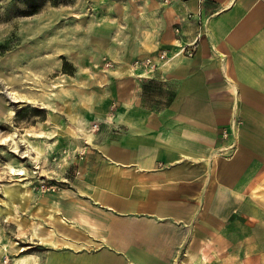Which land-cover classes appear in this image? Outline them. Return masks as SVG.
I'll return each instance as SVG.
<instances>
[{
	"label": "crops",
	"instance_id": "obj_1",
	"mask_svg": "<svg viewBox=\"0 0 264 264\" xmlns=\"http://www.w3.org/2000/svg\"><path fill=\"white\" fill-rule=\"evenodd\" d=\"M157 4L135 54L156 61L188 43L185 18L200 12L194 57L138 69L140 79L109 75L100 133L75 175L44 193L51 228L38 236L53 235L27 263L264 264V0ZM156 85L167 102H146Z\"/></svg>",
	"mask_w": 264,
	"mask_h": 264
},
{
	"label": "rangeland",
	"instance_id": "obj_2",
	"mask_svg": "<svg viewBox=\"0 0 264 264\" xmlns=\"http://www.w3.org/2000/svg\"><path fill=\"white\" fill-rule=\"evenodd\" d=\"M158 9L157 0H0V211L3 187L21 190L11 216L0 212V264L21 258L33 264L26 259L38 252L34 234L51 228L41 216L48 209L42 197L75 175L80 153L100 133L109 75H143L137 39ZM8 92L38 103H13ZM145 92L150 104L169 98L159 85ZM8 108L13 115L6 121ZM13 133L15 148L5 141ZM27 133L42 156L21 141ZM242 261L248 264L247 254Z\"/></svg>",
	"mask_w": 264,
	"mask_h": 264
},
{
	"label": "built area",
	"instance_id": "obj_3",
	"mask_svg": "<svg viewBox=\"0 0 264 264\" xmlns=\"http://www.w3.org/2000/svg\"><path fill=\"white\" fill-rule=\"evenodd\" d=\"M201 3L202 0H199ZM187 21H194L195 24V33L193 38L185 44H177L174 50H165L162 49L158 51L157 55L155 56L156 61H154L152 58H146L143 60H140V62H136L137 66L139 68L145 69L147 72H153L157 69L158 63H166L171 60L179 59V58H186L191 59L194 57L196 50L198 48V45L202 39L205 26H206V19L201 16V13L198 12L196 15L187 14L186 18ZM173 33L176 37V39L179 40L181 37V30L180 27L176 26L173 29ZM177 40V41H178ZM93 130H98L99 126L98 124L92 125ZM222 139H226L228 137V133L226 131H223L221 134ZM226 150H233V146L228 147L227 149H224V151L220 153H224ZM81 157L84 155L83 152L80 153ZM56 188L52 187L51 190H54Z\"/></svg>",
	"mask_w": 264,
	"mask_h": 264
},
{
	"label": "bare ground",
	"instance_id": "obj_4",
	"mask_svg": "<svg viewBox=\"0 0 264 264\" xmlns=\"http://www.w3.org/2000/svg\"><path fill=\"white\" fill-rule=\"evenodd\" d=\"M132 71H135V69L132 68ZM7 95L9 96L8 98H10V100L13 103L25 102V103L30 104V105H36L38 103V101L36 99L21 98V97H18L13 92H8ZM12 115H13L12 108H8V110H6V116H5L7 118L6 121H8L11 118ZM79 126H82V124H80ZM70 128H71V130L74 131V133L76 135L78 134L75 128H73V127H70ZM81 129H82V127H81ZM42 133L45 134L44 132H42ZM29 136H30V134H28V133L23 135L22 138H21V141L24 142V143H27L31 148H33L34 150L38 151L39 156H42L39 144L38 143L33 144V142L31 140H29ZM15 139H16V135L13 133L7 139H5V141H10L12 146L15 148L16 147ZM9 169H10V172H11L12 175H15L16 172H18V173H16L17 176H23L24 175L23 171H21L20 169H18L17 171H15L12 167H10ZM3 191H4V194H5L6 202H4V206H5L4 209H2L0 212L4 213L7 216H11L10 209H11L12 203H13L14 200L20 199L21 190H20L19 185H15V186L13 185V186H5V187H3ZM41 216L44 218L45 215L41 214ZM46 216L47 217L45 219H49L50 223L52 225H54L55 217L53 215V211L50 210L48 213H46ZM59 220H60L59 223L61 225H58V227H60V228H65L66 227L67 231H70V228H73V227L69 226L67 224V222L63 218L60 217ZM52 235H53L52 230H49L48 236L43 238V236L39 237L38 234H34L35 237L33 239L36 240V241H38L40 239L43 242H48V241H50ZM14 264H24V260L22 258L21 259H16ZM199 264H202V263H199Z\"/></svg>",
	"mask_w": 264,
	"mask_h": 264
}]
</instances>
